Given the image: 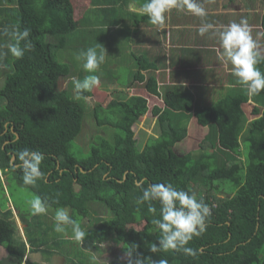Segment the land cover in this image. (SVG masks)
I'll return each instance as SVG.
<instances>
[{"label":"trees","instance_id":"1","mask_svg":"<svg viewBox=\"0 0 264 264\" xmlns=\"http://www.w3.org/2000/svg\"><path fill=\"white\" fill-rule=\"evenodd\" d=\"M18 3L17 26L30 29L34 47L22 58L14 57V67L0 88V172L6 181L15 178L36 196L47 198L48 209L69 207L80 217L98 213L90 211L92 206L104 210L107 217H96L95 224L84 229L86 236L78 242L80 246L68 243V254L77 258L70 264H88L91 257L86 260L84 251L98 252L109 239L120 244V256L108 264H135L148 257L166 259L168 264H264V90L249 95L235 78V87L210 105L211 94L194 96L187 87L167 85L160 87L159 93L154 76L148 74L144 87L163 106L152 103L156 135L141 143L132 127L148 111V100L140 94L128 95L123 88L115 91L122 96L110 99L106 107L98 103L89 110L84 97L94 95V90L77 99L70 63L58 60L60 49L71 41L67 35L78 30L86 14L88 19V9L76 20L74 11L81 5L71 0ZM260 23L264 39V10ZM97 44V52L105 46L110 50L113 47V42L102 35ZM167 62H174L173 56L166 58L160 51L155 58L145 52L136 57V64L145 70ZM258 67L264 72V62ZM66 77L67 86L62 88L60 81ZM142 78L138 70L133 81ZM75 79L81 80V76L76 74ZM248 103L249 116L244 108ZM103 109L110 118L98 116ZM90 111L100 125H110L114 131L107 138L97 135L89 143V153L77 156L72 151L73 142ZM191 122L205 130L202 143L198 150L177 153L175 146L188 136ZM24 149L44 155L42 176L35 185L23 183L18 153ZM152 183H171L179 190L195 193L209 205L211 216L205 232L186 245L196 250L195 256L182 250L150 251V245L158 244L160 238L152 223L159 218L160 204L138 201ZM219 191L225 195L219 197ZM0 193H4L1 180ZM150 203L155 213L149 211ZM2 206L0 246L6 254L0 264H22L27 250L31 254L43 247L60 248L46 238L49 225L43 221L37 224L42 233L36 235L25 220L24 242L15 233L11 209L4 203ZM67 237L66 241H73L72 232ZM24 264L31 262L26 260Z\"/></svg>","mask_w":264,"mask_h":264},{"label":"clouds","instance_id":"2","mask_svg":"<svg viewBox=\"0 0 264 264\" xmlns=\"http://www.w3.org/2000/svg\"><path fill=\"white\" fill-rule=\"evenodd\" d=\"M172 9L179 11L186 10L201 19L207 16V11L200 3V0H144L139 6V11L149 17L154 25L163 26L166 20V13ZM198 34L203 36L212 32L218 38L220 50L218 58L226 65L230 64L231 74L237 78V82L243 85L249 95L259 94L264 90V72H261L258 65L264 62V54L260 51V45L251 34V27L247 19L242 18L238 23L230 22L227 25L217 28L212 23L204 22L198 28ZM0 34L9 37V41L3 46L7 52H0V55L9 53L20 59L26 51H31L34 47L29 39L30 29L21 30L18 26L11 29L5 26L0 29ZM106 50L97 52L95 47H89L86 51H81L78 59L83 61L82 67L89 73L82 80L73 79L76 98H81L83 93L91 92L100 84V76L95 74L106 58ZM87 99V97H84ZM21 162L20 168L23 172V183L25 185H35L42 176L41 163L44 155L38 151L28 149L18 153ZM4 188V187H3ZM158 201L160 204L159 218H154L152 223L160 233L158 244H151L150 251H183L184 254L195 256L196 250L187 247L194 236L203 234L206 230V221L211 216V210L202 199H197L195 193H189L177 189L171 183H152L143 190L139 198L140 203ZM32 215L46 214L50 205L47 198L41 199L34 196L28 202ZM149 211L156 212L155 207L149 204ZM54 231L65 233L71 229L73 239L82 242L86 232L81 225L72 218L67 207H59L54 213ZM26 241L24 234L16 233ZM28 246V245H27ZM33 253V252H31ZM30 251L25 253L22 264L29 259ZM129 255L131 253L129 252ZM91 260L95 262L97 257L93 255ZM131 264V261H130ZM135 264H168L166 259L153 260L151 257L144 260H137Z\"/></svg>","mask_w":264,"mask_h":264},{"label":"crops","instance_id":"3","mask_svg":"<svg viewBox=\"0 0 264 264\" xmlns=\"http://www.w3.org/2000/svg\"><path fill=\"white\" fill-rule=\"evenodd\" d=\"M71 2L76 5L77 3L82 4L81 6L84 7L79 17L75 16L74 11V19L80 20L88 9L90 14L103 16L100 20L103 29L107 31L108 27H111V29L114 27L118 31V36L126 39V52L130 55L134 64L135 73L139 70L143 74V78L138 82L132 81L126 84L124 91L128 95H133L135 93L132 92L136 88H142L146 95H140L148 100V111L151 110L152 103L159 100L144 87L148 74L154 76L159 93L162 87L168 85L177 89L187 87L194 96L206 97L208 94H212L213 87L218 85L220 90L222 88L230 89L235 87V77L229 70L230 64L226 65L218 58L220 50L218 38L212 32H208L203 36L198 34L197 30L202 23H212L217 28H221L230 22L238 23L242 18H245L251 27V34L256 33L261 36L262 42L264 40L260 23L262 14L259 16L253 14L252 17L251 14H248L249 10L247 8L242 9V4L236 0H228L226 3L219 0H200V3L207 11V16L203 19L192 15L186 10L172 9L166 13V20L163 26L152 24L149 17L139 11V6L144 0H71ZM109 11L112 12V15L108 13ZM141 16H143V19H141ZM18 17V0H0V29L5 26L10 29L12 26H17ZM123 27L124 29H122ZM256 29L258 31H255ZM99 30H101L99 26L95 28V32ZM101 34L98 33L99 36ZM113 38L114 44L116 39L115 37ZM8 41L9 37L0 34V52H7V49L3 46ZM159 51L166 58L172 55L174 62H167L162 66L159 64L156 69L149 68L148 70L142 69L136 64V57L140 56L142 52H145L148 57L155 58ZM13 59L14 57L10 53L8 55H0V88L4 84L6 74L14 67L11 62ZM110 82L120 86L112 78H110ZM130 89L131 92H129ZM150 102H152L151 106ZM58 252V254L53 252L46 256L48 258H45L39 251H35L29 254V259L30 262L38 264H53L52 261L55 262L56 257L62 255L66 263L70 261L67 255L60 253V251ZM34 254L38 257L32 259Z\"/></svg>","mask_w":264,"mask_h":264},{"label":"rangeland","instance_id":"4","mask_svg":"<svg viewBox=\"0 0 264 264\" xmlns=\"http://www.w3.org/2000/svg\"><path fill=\"white\" fill-rule=\"evenodd\" d=\"M219 1L226 3L228 0H219ZM236 1L242 4L241 7L242 9L247 8V10H249L250 12V13L248 12V14H251L252 17L253 14L257 16L261 15L264 10V0H236ZM81 3H83V1H81ZM83 9H84L83 6L77 8L75 10V16L78 17L81 16V12ZM108 13L112 15L111 11H109ZM86 15L84 20H80L78 30L76 29L74 32L70 33V35H67V37H71L70 38L71 41H67L66 46L63 49H60L61 52L58 56V60L61 62H69L72 70L71 77L76 78V74H77L81 76V80H82L86 75H89V73L84 71L82 67L83 61L78 59L80 52L86 51L89 47H95L98 50V48L100 47V44H97L98 39L100 38L98 33H102L101 35L104 37L106 41L110 40L113 42L114 40L113 37H115L116 40L113 44L112 50L108 49L107 46H105L106 55H107L104 61L106 63L105 67L101 68L100 65L98 71L95 73L100 76V84L99 86L93 89L94 95H92L91 97H87L86 99L87 109L92 110L98 103H101L106 107L107 105L106 103L110 99L119 95L122 96V92H120V94L118 92H115L116 89L126 88L125 85L133 81L136 70H134L135 67L131 61L130 55H128V53L126 52L127 51V45L125 42L126 39H122V36H118V31H116L114 27L112 29L111 27H108L107 31L106 29H103V25H101L100 22L103 16L100 15L97 16L95 14L89 13L88 19H86ZM98 26L100 27L101 30L95 32V28ZM122 29H124V27ZM255 31L258 30L256 29ZM252 36L260 45L261 53L264 54V40L262 42L260 38L261 36L256 33H253ZM102 74L104 75L107 74V75L104 76ZM109 77L116 80V82L120 86H116L115 84L111 83ZM68 80L69 78L67 77L61 80L60 87L65 88L67 86ZM218 86L213 87L212 89V94L210 97L211 102H209L210 105L216 102L219 98L223 97L227 93L226 91L228 89L222 88L220 90V87ZM129 92H131V89L129 90ZM132 93L146 95L144 90L140 87L136 88V90L133 91ZM151 103L152 102H150V106L152 105ZM155 103L158 104L157 106H163L161 102L156 101ZM1 106H3V103ZM244 108L246 110L247 116H249V112L251 110L250 103L246 104ZM92 111L88 112V114H86V116L83 119L81 132L75 140L77 146L74 145L75 142H73L72 151L77 156H82L81 154L87 155L89 153L90 150V147L88 148L89 143L95 141L97 135L107 138V136L114 131V129L112 130L109 127L110 125L106 127L100 125L95 119L94 113ZM149 111L146 114H144L132 127L135 130L137 137L136 139H138L141 143H145L151 134H154V136L156 135L152 128L155 119L154 116H152V114H150ZM98 116L101 118L103 117L105 119L110 118V114H107L106 109L99 110ZM191 123L193 124V126L190 125L191 127L188 129V133H189L188 136L175 146V151L177 153H185L188 151L198 150L200 144L202 143V138L205 134V130L200 126L195 125L193 122ZM82 148L83 150L82 152H80ZM5 177L6 176L4 174H1L0 172V180L2 182V187H4L3 188L4 193H0V209L2 210L3 208L2 204L4 203L5 208L6 207L11 209L15 208V211L14 210L12 211H14L18 215H19V210L22 213H25L26 215L25 214L24 215L26 221L28 222V229L34 232L36 235H40V233H42L40 231L42 230V228H39V226H37L39 221L40 222L43 221L44 224L49 225L47 226L48 230L45 227V230H47L46 238L48 239L49 242H52L54 240L55 242L60 244V248L59 247L54 248L53 246L47 248L43 247V249L39 251L40 254L43 257L48 258L46 257L47 255L53 252H57L58 254L59 253L58 251H60V253H63L70 258V261L66 263L64 261L63 256L60 255L59 257H56L55 262L52 261L53 264H70L71 260L74 261L77 260V258H75L73 254L70 255L68 254V251H71L70 249L71 245L76 247L75 246L76 241L74 239H71L73 241L70 242L66 241V238H68L67 237L68 234L71 233L70 232L71 229H68L65 233H57L54 231V223H52L51 225V222L54 221V212H55L54 210L56 209H48L46 214H41L40 216L32 215L27 202L36 195L33 194V192L29 191L28 188L18 184L15 178H11L8 179V181H6ZM74 189L76 191H79L78 186H74ZM219 192H220L218 193L219 197L225 195L224 192L221 191ZM13 204L18 208L13 207ZM67 208L69 209L70 216H72V218L81 225L82 229H85L95 224L97 219L96 217L98 218L107 217V214L104 212V210L101 207H99V209H96V206L90 207V211H92L93 209L98 211V213H95L94 215L91 214V216L89 217H80L75 213V211H73L69 207ZM24 233L25 232L23 229L22 234ZM68 243H71V245L69 246ZM77 244L78 246L81 245L78 242ZM119 248H120L119 243H116L112 239H109L99 246L98 252L94 250V251H86V252L84 251V253L86 254L87 257L86 260H88L89 257H92L93 255L97 257V260L95 262L91 260L90 262H88V264H108L112 259H115L117 256L118 257L120 256ZM5 254H6L5 248L3 246H0V257ZM34 257H38V256L34 254L32 255V259ZM31 264H38V263L31 262Z\"/></svg>","mask_w":264,"mask_h":264},{"label":"flooded vegetation","instance_id":"5","mask_svg":"<svg viewBox=\"0 0 264 264\" xmlns=\"http://www.w3.org/2000/svg\"><path fill=\"white\" fill-rule=\"evenodd\" d=\"M103 107H105V105H102ZM13 207H16L14 204H13ZM7 208V207H6ZM18 208V207H16ZM7 209H11V208H7ZM14 210L15 211V208L11 209V211ZM4 211V209H0V215L1 213ZM14 211L11 212L12 215H10V219L12 220V223H13V226L15 227V233L17 232H21L22 233V230L24 229V227H26L27 223H26V219H25V213H22L20 210H19V215L16 214ZM15 214H14V213ZM25 214V215H24ZM6 251V249H5Z\"/></svg>","mask_w":264,"mask_h":264},{"label":"bare ground","instance_id":"6","mask_svg":"<svg viewBox=\"0 0 264 264\" xmlns=\"http://www.w3.org/2000/svg\"><path fill=\"white\" fill-rule=\"evenodd\" d=\"M12 159H13V157H12Z\"/></svg>","mask_w":264,"mask_h":264}]
</instances>
